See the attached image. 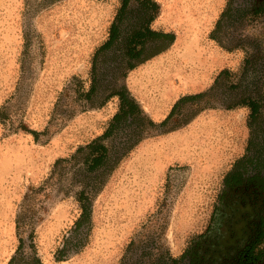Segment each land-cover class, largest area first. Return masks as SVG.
Segmentation results:
<instances>
[{"label":"rangeland","instance_id":"1","mask_svg":"<svg viewBox=\"0 0 264 264\" xmlns=\"http://www.w3.org/2000/svg\"><path fill=\"white\" fill-rule=\"evenodd\" d=\"M155 1L161 9L153 28L174 33L176 41L126 80L154 121L181 96L210 88L223 70L230 71V84L241 81L264 96V5L256 14L244 10L259 0ZM121 3L0 0V109L9 107L8 119L0 121V264L19 247L16 217L26 194L49 178L58 159L101 136L119 110L113 98L50 124L75 78L89 88L94 54ZM250 113L218 107L205 110L195 126L152 130L96 198L87 246L64 261L56 252L81 211L74 190L53 188L37 207L35 243L43 264H120L128 245L142 239L180 257L211 225L233 162L249 144L253 155L264 146V134L254 137L248 126ZM22 126L52 127L36 142ZM254 128L263 130L264 123Z\"/></svg>","mask_w":264,"mask_h":264},{"label":"trees","instance_id":"2","mask_svg":"<svg viewBox=\"0 0 264 264\" xmlns=\"http://www.w3.org/2000/svg\"><path fill=\"white\" fill-rule=\"evenodd\" d=\"M160 9L155 0H122L108 39L94 54L89 88L75 78L61 93L50 124L69 120L78 111L101 109L113 98H118L119 110L101 136L78 147L71 156L58 159L49 178L26 194L16 217L20 244L8 264H43L35 243L37 207L42 197H48L57 186L75 191L81 212L64 236L56 260H67L86 247L93 229L96 198L122 160L148 138L152 130L168 134L187 126L205 110L247 107L251 111L248 124L254 137L260 132L264 134V129L254 128L264 123V96L258 91L248 92L249 86L241 81L230 84L229 70L221 71L207 90L181 96L160 123L145 113L131 94L126 80L131 71L166 52L176 41L174 33L153 28ZM252 92L256 93L252 95ZM8 110V106L0 109L1 122L8 119ZM51 127L44 132L26 126L22 129L39 142ZM162 248L149 239L132 241L120 264H174L180 261L163 252Z\"/></svg>","mask_w":264,"mask_h":264},{"label":"flooded vegetation","instance_id":"3","mask_svg":"<svg viewBox=\"0 0 264 264\" xmlns=\"http://www.w3.org/2000/svg\"><path fill=\"white\" fill-rule=\"evenodd\" d=\"M256 3L244 10L258 13L264 0ZM257 149L249 144L230 166L207 232L174 264H264V146Z\"/></svg>","mask_w":264,"mask_h":264},{"label":"crops","instance_id":"4","mask_svg":"<svg viewBox=\"0 0 264 264\" xmlns=\"http://www.w3.org/2000/svg\"><path fill=\"white\" fill-rule=\"evenodd\" d=\"M238 108H240V107H238ZM236 109V108H235ZM210 110H213V109H210ZM230 110H234V109H230ZM229 111V110H228ZM203 113L204 112H202L200 115H198L191 123H189L187 126H195L196 125V123H197V121H198V119H200L201 118V116L203 115ZM169 113H167V114H165V116L163 117V118H161V119H157V120H159V122H157V121H155L156 123H160L161 121H163L165 118H166V116L168 115ZM198 118V119H197ZM248 126H249V124H248Z\"/></svg>","mask_w":264,"mask_h":264},{"label":"bare ground","instance_id":"5","mask_svg":"<svg viewBox=\"0 0 264 264\" xmlns=\"http://www.w3.org/2000/svg\"><path fill=\"white\" fill-rule=\"evenodd\" d=\"M191 43V42H190ZM156 113V112H155ZM158 114V113H157ZM162 115V114H161Z\"/></svg>","mask_w":264,"mask_h":264}]
</instances>
